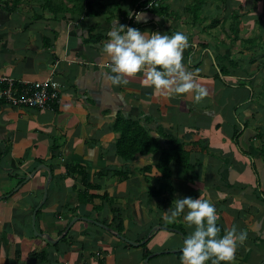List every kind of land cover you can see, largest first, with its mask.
<instances>
[{"label": "crops", "instance_id": "1", "mask_svg": "<svg viewBox=\"0 0 264 264\" xmlns=\"http://www.w3.org/2000/svg\"><path fill=\"white\" fill-rule=\"evenodd\" d=\"M211 1L209 18L202 13L203 20L186 27L183 19L163 28V20L146 13L141 20L142 32L186 33L183 63L208 89L199 100L193 93L164 97L143 84L142 74L127 85L106 81L109 58L102 48L114 20L102 18L97 5L84 14L81 0L47 2L41 18L0 7V75L36 81L54 72L61 84L54 108L0 103V264H144L145 249L160 252L147 264H181L184 237L171 226L181 224L187 235L195 226L183 216L163 217L183 196L214 203L223 231L247 230L234 260L221 264H264V0ZM118 114L141 120L161 145L162 132L187 145L190 164L170 163L171 185L162 187L167 180L156 168L161 152L137 154L129 163L119 157ZM42 164L49 169L37 168ZM77 164L99 186L88 192L107 193L110 201H79L85 187L68 170ZM147 165L151 171L143 170ZM127 166L128 178L114 173ZM151 186L163 193L150 194ZM113 209L124 221L123 235L146 246L112 233ZM74 217L109 228L80 218L68 229Z\"/></svg>", "mask_w": 264, "mask_h": 264}, {"label": "clouds", "instance_id": "2", "mask_svg": "<svg viewBox=\"0 0 264 264\" xmlns=\"http://www.w3.org/2000/svg\"><path fill=\"white\" fill-rule=\"evenodd\" d=\"M144 15H137V21L144 19ZM108 37L102 51L109 58L110 71L102 75L112 85H127L129 77L142 74L143 84L152 86L164 97L193 93L199 100L208 95L207 87L183 63L184 49L189 46L185 32H142L115 20ZM173 202L174 206L164 211L163 218L174 221L183 216L189 225L195 226L183 240L181 264H205L209 259L212 264H221L234 260L238 247L248 238L247 230L233 225L221 234L215 204L208 199L183 196Z\"/></svg>", "mask_w": 264, "mask_h": 264}, {"label": "trees", "instance_id": "3", "mask_svg": "<svg viewBox=\"0 0 264 264\" xmlns=\"http://www.w3.org/2000/svg\"><path fill=\"white\" fill-rule=\"evenodd\" d=\"M79 1V0H77ZM51 2V1H50ZM48 0V3L51 4ZM199 4V7H195L196 14L194 15V19H198V14L201 11L200 8L202 6V3L200 0L196 1ZM54 5H58L57 2L52 3ZM44 6H47V2H45ZM0 7H2L4 10H12L10 8V5L8 2L0 1ZM81 8L85 13H88L91 11V6H89V3L86 0H81ZM168 8V7H167ZM193 9V8H192ZM166 10V8H165ZM194 10V9H193ZM54 13H57V10L53 7L52 10ZM139 13H146L153 15L154 17H157L161 14H163V9L158 7H147L144 9H141L138 11ZM137 14V9L135 11ZM43 15L38 14L37 18H41ZM96 39H101L103 36L106 35H92ZM113 128L115 131H118L120 133L119 138L116 141V148H117V154L120 158H122L126 163L131 162L137 154L141 155H148L151 153L161 152L160 158L158 163L156 164V168L161 173V176L163 179L167 180L163 183V188L166 184H169V180L172 175V169L170 167V163L172 161H176L179 164H187L189 165V159H190V152L187 149V145L184 142H181L178 138H176L172 134H168L166 132H162L161 135L164 137L165 142L164 145L160 144L159 137H156L152 135L150 130L145 127L144 123L135 118H124L122 115L118 114L115 118ZM198 143H192L191 146H196ZM152 166L147 165L143 167L144 171H151ZM69 172H77L82 179L83 185L85 187L84 191L80 192L79 194V201L81 203H88L92 202L95 198L105 199L110 201L111 198L107 193L104 194H94L89 193L88 190L90 188H99L98 185L93 184L88 179V173L84 167H81L80 164H77L73 167L68 168ZM128 166L124 169H118L114 171L115 174L119 175L122 178H128ZM103 174V173H101ZM159 187L156 188L155 186H151L149 193L152 195H161L163 193V188ZM168 192L172 191L174 188L169 187L167 188ZM95 208L97 210H100L102 208L101 205H96ZM113 215V222H114V228L119 232L120 234H123L124 231V221L120 217L119 214H116L118 212L117 209L112 210ZM218 226L221 228V234L223 233L222 226L217 222ZM171 227L176 228L180 230L185 236H187V232L184 230L183 226L181 224L174 223ZM147 242L143 244V246H146ZM151 252L149 249H145L144 251V257L146 258L148 255H150ZM178 254H182V252H179ZM31 257L34 255L31 254ZM40 258H43V256H40ZM208 264H212V260L209 259L207 261Z\"/></svg>", "mask_w": 264, "mask_h": 264}, {"label": "rangeland", "instance_id": "4", "mask_svg": "<svg viewBox=\"0 0 264 264\" xmlns=\"http://www.w3.org/2000/svg\"><path fill=\"white\" fill-rule=\"evenodd\" d=\"M0 1L8 2L12 10H17V9H20L22 11L24 10L26 15L32 16L33 18H37L38 14H42L45 12L47 8H45L44 4L45 2H48V0H0ZM50 1L53 3V1L61 2L62 0H49V2ZM86 1L89 3V6H91V8H93V5H97L99 7L100 10L97 11V13L99 14L103 13L104 15H102L103 16L102 18L107 17L114 21L116 19L129 20L128 24L131 26H135V24L138 23L136 16L139 13L138 11H140L141 9L147 8L149 6L150 8L160 7L163 9V14L157 16V19L160 18L161 20H163V24H162L163 28L168 27L171 24V20L176 21L183 19L186 23L184 24L186 27L189 24V20H193L194 15L196 14L195 7L196 6L199 7V4L196 2L197 0H125L127 4L126 2L124 3V0H86ZM129 1H131V3L128 6ZM200 1L201 3L203 2L202 3L203 7L201 6L200 8V10L203 11L199 12L198 19L203 20L204 17L201 16L202 13H204L209 18L208 8H206L207 7L206 1H211V0H200ZM119 9L122 10L123 12L120 11ZM136 9H137V14L135 13ZM48 12H50L54 17V12L52 10L50 11L48 9ZM108 12L110 13L109 15ZM80 14H83V12L78 13V16ZM84 14H88V13H84ZM142 24L143 22L139 23L137 25V28L141 29ZM176 26L174 27L176 28ZM205 27H207V25ZM178 28L180 29V26H178ZM186 29H190V28L188 27Z\"/></svg>", "mask_w": 264, "mask_h": 264}, {"label": "built area", "instance_id": "5", "mask_svg": "<svg viewBox=\"0 0 264 264\" xmlns=\"http://www.w3.org/2000/svg\"><path fill=\"white\" fill-rule=\"evenodd\" d=\"M0 103L14 108H54L61 103V84L54 72L36 81L0 75Z\"/></svg>", "mask_w": 264, "mask_h": 264}, {"label": "water", "instance_id": "6", "mask_svg": "<svg viewBox=\"0 0 264 264\" xmlns=\"http://www.w3.org/2000/svg\"><path fill=\"white\" fill-rule=\"evenodd\" d=\"M40 167H47L46 165H39L37 168H40ZM48 168V167H47ZM49 169V168H48ZM35 172L36 171H33V173L32 174H35ZM31 176V175H30ZM30 176H28L26 179H29L30 178ZM52 178V173L50 172V170H49V179H51ZM48 185H49V181L47 182V184H46V187H45V191H44V199L47 197V193H48V191H47V189H48ZM37 210L38 209H36L35 210V212H34V216L36 215V213H37ZM80 218H83V219H85V220H89V221H91V222H93V223H95V224H97V225H100V226H103V227H106V228H109L108 227V225H106V224H104V223H101V222H99V221H97V220H94V219H91V218H88V217H74L72 220H71V222L69 223V225H68V229L77 221V220H79ZM111 229V228H110ZM172 229H174V230H176V231H178L184 238L186 237L180 230H178V229H176V228H172ZM37 233V232H36ZM114 235H116L117 237H119L120 239H123V240H125V241H127V242H129L130 244H132V245H135V246H139V245H141V244H143V243H145V241L146 240H142V241H140V242H138V241H134V240H131V239H129V238H127L126 236H124L123 234H120L119 232H117V231H113L112 232ZM40 235H42L43 233H39ZM47 238H48V240H50V241H53V242H55L56 240L55 239H53L50 235H48V234H46L45 235ZM179 250V249H178ZM157 253H160V252H156V253H152V254H150V255H148L145 259H144V264H147L148 263V261H149V259L153 256V255H155V254H157Z\"/></svg>", "mask_w": 264, "mask_h": 264}]
</instances>
